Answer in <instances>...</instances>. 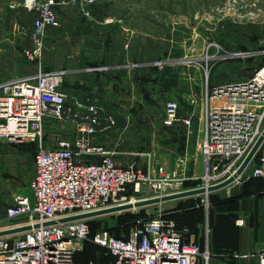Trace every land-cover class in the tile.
<instances>
[{
  "label": "built area",
  "instance_id": "obj_1",
  "mask_svg": "<svg viewBox=\"0 0 264 264\" xmlns=\"http://www.w3.org/2000/svg\"><path fill=\"white\" fill-rule=\"evenodd\" d=\"M96 2L23 0L21 3L31 14L33 23L32 48L24 53L30 60H38L40 69L0 83V139L10 143L36 142L35 172L30 182L34 197L31 202L27 196H18L16 203L7 206L4 217L0 218V230L22 225L32 228L0 236V264H101L94 260L75 261L76 253L87 240L105 248L114 258L108 264H208L209 251L201 249L194 235L187 239L186 229L178 230L175 220L164 214L138 219L126 237H117L106 227L92 231L87 219L43 225L74 214L134 204L140 200L136 192L145 188L143 193L149 194L147 198L162 196L176 177L177 171L166 169L157 157L152 160L155 162L152 172L144 171L136 161L118 164L115 152L96 139L100 128L113 127L116 118L89 99L85 103L78 100L69 103L63 90L66 70L41 67L47 30L60 27L57 8H81L89 14L90 6ZM214 45L220 48L219 44ZM210 56L206 55V60ZM164 63L165 60L157 61L160 66ZM201 67L205 69V79L200 95L189 93L187 100L193 105L199 100L201 104L198 154L202 160L203 185L208 187L237 172L264 130V64L244 80L214 86L209 68L202 64ZM106 69L99 66L88 71ZM180 109L179 100H168L162 125L173 127L182 121L191 129L192 118L181 119ZM48 120L71 122L73 135L47 147ZM225 159L229 161L223 162ZM252 163L248 178L264 182V141L248 167ZM246 170L229 186L243 181ZM15 221L18 223L12 224ZM37 223L40 226L34 227ZM236 223L243 226L244 220L239 218ZM258 256L260 264H264V242Z\"/></svg>",
  "mask_w": 264,
  "mask_h": 264
},
{
  "label": "crops",
  "instance_id": "obj_2",
  "mask_svg": "<svg viewBox=\"0 0 264 264\" xmlns=\"http://www.w3.org/2000/svg\"><path fill=\"white\" fill-rule=\"evenodd\" d=\"M22 1L0 0V83L36 73L40 69L39 61L30 60L24 53L26 49L32 48L33 23L31 14L22 7ZM101 2L97 0L94 5L100 6ZM57 12L60 27L47 30L42 69L66 70L67 86L63 90L68 94L69 103L95 100L101 104L105 113L116 118L113 127L100 128L96 139L115 152L118 164L127 165L136 161L144 171L152 172L155 163L152 160L157 157L166 169L177 171L176 167L172 168L175 163L164 162L153 147V119L148 109L149 102L153 101V93L150 92L161 81L169 85L172 82L170 88L174 91L188 88L183 91L186 96L195 93L190 81L192 77L187 78L188 75L184 74L185 61L175 58L168 62L172 50L167 48V56L155 58L152 41L131 44L124 50L121 45L118 46V38L113 33L114 26L121 20L118 17L107 19L103 11L100 13L96 9L97 15L92 11L86 14L81 8L59 6ZM142 33L145 39L161 38L150 32ZM181 38L179 33L176 39ZM163 59L165 63L162 66L157 64V61ZM91 61L99 62L100 66H106L107 69L89 72L87 66ZM196 112L184 115L192 118V127L197 124L195 131L180 122L169 127L173 128L168 131L169 134H176L175 131L180 130L188 139L194 134L199 137L200 115ZM53 122L58 121H47V130ZM73 133L74 126L58 140L69 138ZM34 172L33 150L23 144L0 142V182L28 183L30 187ZM253 183L246 186L247 193L237 200L235 206L225 211L232 215H226L224 222L217 220L210 240L212 253L208 264H260L258 252L264 242V183L260 179ZM5 194L10 195L8 192ZM6 196H0V218L4 217L6 207L13 204L10 203L11 199H5ZM235 217L242 218L244 225H237V219L234 223ZM192 235L195 237L194 233L190 237Z\"/></svg>",
  "mask_w": 264,
  "mask_h": 264
},
{
  "label": "rangeland",
  "instance_id": "obj_3",
  "mask_svg": "<svg viewBox=\"0 0 264 264\" xmlns=\"http://www.w3.org/2000/svg\"><path fill=\"white\" fill-rule=\"evenodd\" d=\"M95 7L100 13L105 12L107 19L118 17L121 20V23L117 21L119 23L114 26L113 33L118 38V46L121 45L124 50L131 44L152 41L154 42L153 56L155 58L167 56L168 53L165 52L167 48V50H172L168 55V62L175 58L185 61L183 66H185L186 73L184 74L188 75L187 78L192 77L191 86L197 97L200 95L202 82L205 79V69L201 67V64L209 68L210 82L213 86L244 80L264 64V0H102L100 6ZM236 8L241 11H236ZM142 32H150L153 36L159 35L161 38L145 39ZM179 33L182 38L177 40L176 36ZM214 43L219 44L220 48ZM128 51L130 53V50ZM206 55L212 56L206 60ZM110 57L113 58V55ZM190 60L192 61L190 62ZM159 83L150 92L153 93V101L149 102L148 111L153 119V147L156 153L162 156L164 162L175 163L172 168L176 167L177 169L175 179L167 185V193L202 187L204 186L201 178L203 168L201 156L198 154V135L194 134L188 139L180 130H176V134L171 135L168 131L173 128L161 125V118L168 100L177 99L180 101L181 119L185 114L195 111L200 115L201 104L199 100L195 105L187 100L188 97L183 94V91L188 90L187 87V90L182 87L178 91L177 89L174 91L165 81ZM180 122L184 125L182 121L177 123L181 124ZM51 126L47 130L46 146L56 144L58 138L65 136L67 130L73 125L71 122L63 121L53 122ZM191 129L195 131L197 124L191 126ZM0 142L28 145V148L33 149V152L36 150V142L33 140L10 143L0 139ZM180 162H185V165ZM252 167L253 163L247 168L244 180L236 185L209 193L143 206L136 212L124 210L90 217L87 220H95L94 224L111 227L129 222L131 218L125 217L127 216L126 212L141 213L147 217L155 214H169V212L179 211L192 205H201L203 206L202 215L191 212L182 217L184 222L192 223L190 226L196 230L194 231L195 239H200L204 245L203 251H209L210 254L209 236L213 222V218L210 217L211 202L216 194L221 192L228 196L229 194L230 196L242 194L245 183L249 181L248 177L251 175ZM244 181L245 183H243ZM252 184L255 183L250 185ZM143 191L136 192L137 198H147L146 196L149 194L143 193ZM7 192L10 195L6 196ZM1 195L6 196L5 199H11L10 203H16L18 196H27L31 202L34 197L28 183L22 184L21 182H0ZM150 195L152 196V193ZM207 202H209L208 208ZM15 223L18 222L15 221L12 224ZM184 226L186 225L179 229L176 228L182 231ZM123 230L126 231V228L124 227ZM77 253V259L81 262L87 259L106 257L105 250L96 248L91 241H85L82 249Z\"/></svg>",
  "mask_w": 264,
  "mask_h": 264
},
{
  "label": "trees",
  "instance_id": "obj_4",
  "mask_svg": "<svg viewBox=\"0 0 264 264\" xmlns=\"http://www.w3.org/2000/svg\"><path fill=\"white\" fill-rule=\"evenodd\" d=\"M90 11H92L94 14H96L97 15V12H96V7H95V5L93 4L92 6H90ZM106 65V64H105ZM100 66V63L99 62H97V61H91L90 63H88V68H90V67H99ZM89 72H94V71H89ZM169 82V81H168ZM170 83V86H171V84H172V82H169ZM64 86H67V82H66V78H65V82H64ZM63 86V87H64ZM90 100V102H97L98 103V101H95V100H91V99H89ZM85 101H87V99L85 100ZM99 104V103H98ZM101 105V104H100ZM164 127H166V128H169V127H167V126H164ZM28 146V145H27ZM29 147V146H28ZM31 150H33V149H31ZM35 152H36V150H35ZM35 152H34V155H35ZM254 180H259V178H252V179H249V181H247L245 184V188H244V192L242 193V194H232L231 196H227V194L226 193H224V192H221V193H218V194H216V196H215V198H213V200H212V202H211V206H212V210H210V217H211V219L213 218V222H212V225H211V235L209 236L210 237V239H209V241L212 239V235H213V231L216 229V222H217V220L218 221H220V222H224L223 220L225 219L224 217L227 215V216H230V215H232L230 212H225V211H227V209H232L234 206H235V203L237 202V200L239 199V198H241L245 193H247V190H248V187H246V186H248V185H250L251 183H253V181ZM261 180V179H260ZM263 182V181H262ZM264 183V182H263ZM209 199H210V197H209ZM203 206H201V205H199V206H194V205H192V206H189V207H187V208H185V209H180L179 211L177 210V211H174V212H169V214H166L165 216L167 217V218H169V219H173V220H175V221H177L178 223V225L176 224V227L179 229L181 226H183V225H186V226H184L185 228L184 229H182V231H184L185 229L188 231V232H185V237L187 238V239H189L190 238V234L191 233H194V231H196V230H194L193 229V227L192 226H190V224H192V223H190V222H188V221H185L184 222V220H183V215L184 214H187V213H191V212H195V213H199L200 215H202L201 214V211L203 212V208H202ZM130 212H132V211H130ZM130 212H126L127 213V216H125L126 218H131V220L129 221V222H124V223H122V225H115V226H111V227H109V226H100V224H98V223H96V224H94V222L93 221H95V220H90V221H88V223H89V226H90V228H91V230L92 231H95V230H97V229H99V228H101V227H106V228H108L114 235H116L117 237H126V235L128 234V232H129V230H130V228H131V226L138 220V219H140V218H143V217H145V215H143V214H134V213H130ZM220 212H223L222 214L220 213ZM220 217V218H219ZM221 217H223V218H221ZM217 218V219H216ZM199 220H201V218H198ZM237 219V217H235L234 218V223H235V220ZM181 223V224H180ZM183 224V225H182ZM126 228V231L125 230H123V228ZM199 244H200V246H201V249L202 250H204V245H203V243L201 242V240L200 239H195ZM87 241H90V240H87ZM92 242V241H91ZM93 243V242H92ZM93 245L94 246H96V248H98V249H100V248H102V249H104L105 250V252H106V257L105 258H101V259H87L86 261H78V253H76V255H75V261L77 262V263H87V262H89V261H92V260H94V261H99L101 264H108L110 261H112L114 258L112 257V256H110L108 253H107V251H106V249L105 248H103V247H101V246H99V245H97V244H95V243H93ZM210 247H209V249H210V255H211V253H212V249H211V244L209 245ZM202 264H204V262L202 263Z\"/></svg>",
  "mask_w": 264,
  "mask_h": 264
},
{
  "label": "water",
  "instance_id": "obj_5",
  "mask_svg": "<svg viewBox=\"0 0 264 264\" xmlns=\"http://www.w3.org/2000/svg\"><path fill=\"white\" fill-rule=\"evenodd\" d=\"M2 121L5 122V120H2ZM263 141H264V130H263L262 134L260 135V137L258 138L255 145L253 146V148L251 149V151L249 152V154L247 155V157L245 158L244 162L241 164V166L237 170V172L233 176L229 177L228 179H226L220 183L213 184V185H210L208 187H205V186L204 187H198V188L188 189V190L174 192V193H167V194H164L162 196L140 199V200L136 201L134 204L133 203H126V204H122V205H118V206H112V207H108V208H102L99 210H94L91 212L74 214L72 216H67V217L61 218L58 221L53 220V221L44 222L43 225H51V224H55L57 222H64V221H71V220H78V219H87V218L94 217V216H100V215L109 214L112 212L130 210L133 208H140V207L147 206V205H153V204L162 203V202H166V201H170V200H174V199H178V198L198 195V194H202V193H209V192H212L215 190L225 188V187L229 186L230 184H232L236 180V178L238 176H240L246 170V168L248 167L249 163L251 162V160L253 159V157L257 153V151H258L259 147L261 146V144L263 143ZM228 161H229L228 159H225L223 162H228ZM39 226H40L39 223L34 225V227H39ZM31 228H32V225H22V226H16L13 228L3 229V230H0V236H6V235H11V234L21 233V232H24V231L29 230Z\"/></svg>",
  "mask_w": 264,
  "mask_h": 264
}]
</instances>
